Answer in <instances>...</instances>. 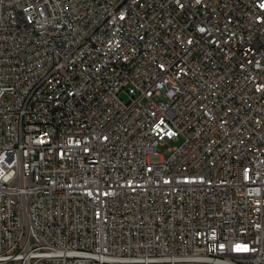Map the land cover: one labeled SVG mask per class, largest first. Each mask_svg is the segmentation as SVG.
Listing matches in <instances>:
<instances>
[{
	"label": "built area",
	"instance_id": "1",
	"mask_svg": "<svg viewBox=\"0 0 264 264\" xmlns=\"http://www.w3.org/2000/svg\"><path fill=\"white\" fill-rule=\"evenodd\" d=\"M0 264H264V0H0Z\"/></svg>",
	"mask_w": 264,
	"mask_h": 264
},
{
	"label": "rangeland",
	"instance_id": "2",
	"mask_svg": "<svg viewBox=\"0 0 264 264\" xmlns=\"http://www.w3.org/2000/svg\"><path fill=\"white\" fill-rule=\"evenodd\" d=\"M122 99L127 100L126 96H122ZM172 146L178 145V142H172L171 143Z\"/></svg>",
	"mask_w": 264,
	"mask_h": 264
}]
</instances>
